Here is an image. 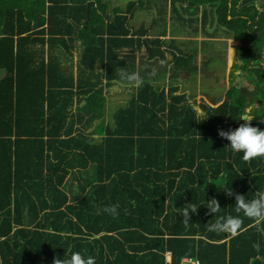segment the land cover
I'll return each mask as SVG.
<instances>
[{
  "label": "trees",
  "instance_id": "obj_1",
  "mask_svg": "<svg viewBox=\"0 0 264 264\" xmlns=\"http://www.w3.org/2000/svg\"><path fill=\"white\" fill-rule=\"evenodd\" d=\"M111 1L0 0V264H53L73 252L96 264H264V235L223 190L248 199L264 191V159L245 162L218 134L238 128L259 100L251 124L264 130V65L259 55L255 68L242 57L258 41L248 19L264 37V3L207 0L218 25L241 41L231 79L243 75L250 87L229 89L218 106L210 103L216 94L202 100V116L194 109L202 91L185 84L220 76L218 66L209 68L220 53L215 43L204 47L213 56L200 66L197 52L173 53L168 70L165 42L134 27L135 13L152 0L124 9ZM165 1L186 24V13L200 9L193 0ZM149 15L153 29L159 13ZM143 48L147 64L138 73L123 51ZM182 71L190 94L177 87L167 94L163 83ZM126 74L139 75L140 87L110 119L106 89ZM212 198L221 205L215 216L204 207ZM189 203L199 211L184 224L179 212ZM109 205L117 217L103 211ZM221 215L240 216L238 235L208 231Z\"/></svg>",
  "mask_w": 264,
  "mask_h": 264
},
{
  "label": "crops",
  "instance_id": "obj_2",
  "mask_svg": "<svg viewBox=\"0 0 264 264\" xmlns=\"http://www.w3.org/2000/svg\"><path fill=\"white\" fill-rule=\"evenodd\" d=\"M193 5H194V12H197V9L195 6L199 7L200 9L197 12V15L195 16H191L189 12L186 13V18L187 20L190 22L191 26H194V29L192 30L194 33H196V35H191L190 38L186 37V36H182L180 37L179 34L173 36V37H169L167 35L163 36V34L161 33H156V34H152L151 33V37L157 38L160 37L161 40L163 42H165V48L167 50V52H169V54L167 55V63H168V70L171 68V66L173 65V53H175L177 56H179L180 54H177L178 51H176V45L181 46L182 48H184L183 50L186 49V53L185 52H180V53H185V54H189V52L194 51L197 52V57H196V61H198V65L203 61L204 57L206 59H209L213 56V54H207L204 53L205 50L203 45L204 43H218V46H216L220 53H214L216 54L215 58H217V64L213 67L218 66L220 68V71L218 73L221 72L220 76L218 78H216V76H212L209 79L211 81H218V80H223V82L228 78L226 83L227 87L221 92V94H217L215 95H210L207 96V91L206 93L202 94V92L198 95V97L196 98L198 103H201L202 100H207L209 102L210 98H213L214 96V100L215 102L211 101L210 103L212 104L211 106H217L220 105L222 103H224L226 101V95L228 94L229 88L231 87L232 84V79H231V71L233 70V67L235 66V60H236V50L238 48H236V40L234 39V35L233 33H231V31L226 30L227 26H222V25H218V23L215 21L216 15L213 14L212 10H211V6L207 3V0H193L192 1ZM264 3V1L262 2ZM230 6H231V1H230ZM261 7V6H260ZM259 7V8H260ZM207 10H211L209 12V15L204 16V13H207ZM149 14V12H148ZM155 14V13H154ZM198 18V19H197ZM228 19L230 20L231 17H228ZM254 25V26H253ZM153 26V25H152ZM149 27V28H152ZM190 26V29H192ZM134 27L135 23H134ZM248 27H254V29L252 30V36H255L254 30L256 29L255 26V19H248ZM142 30V28H140L138 31ZM154 32V31H153ZM222 34L223 36H217V34ZM248 33V31H247ZM250 35V34H249ZM174 39L173 41H176V44L173 43H168V39ZM250 38H255V37H250ZM191 39V42H194L195 45H197V42H200L201 47L197 50V46H194L193 49L191 47V45H189L187 47V40ZM253 40V39H252ZM226 44L225 46L220 45V44ZM124 56H129L128 57V63H133L134 66L137 68L138 73L142 70L146 68V64H147V56H146V51L143 48L141 51L140 50H124L123 51ZM192 54V53H191ZM211 55V56H210ZM46 57H48V54L45 55ZM227 57L226 62H224V57ZM134 58L133 59H131ZM259 59L261 61V65H264V55L259 54ZM78 53L75 55V64H74V70L76 71V65L78 63ZM133 60V61H132ZM159 61H156L155 63H158ZM68 63H71L68 62ZM200 66V65H199ZM238 75L240 74V72L237 73ZM175 77H169L165 80V82L163 83V89L166 90V93L168 94V91L171 90V88L173 87H177L179 88V92H182V94L184 93H189L190 91L188 90V88L183 85L181 82L185 83L186 82V73H184L183 71L180 72L179 74H175ZM176 79L175 81H173V79ZM208 80V88H210V90H213L215 88V85ZM136 81H129L126 77H124L122 80H120L119 82H114L113 84H111L107 89H106V106L108 110H111V108L114 107V109H117V107L119 106H124L126 104H128V102L130 101V97L131 95L136 92V90L140 87L141 84V80L140 77L138 75V80H137V84H135ZM202 91V90H200ZM121 94V101L120 103L117 102L119 96ZM179 94V93H176ZM189 100H192L189 98ZM193 103V102H191ZM115 105V106H113ZM113 106V107H112ZM196 106L194 107V109L196 110V112L199 115H203V111L200 109V107L198 106V109H196ZM108 119V118H107Z\"/></svg>",
  "mask_w": 264,
  "mask_h": 264
},
{
  "label": "clouds",
  "instance_id": "obj_3",
  "mask_svg": "<svg viewBox=\"0 0 264 264\" xmlns=\"http://www.w3.org/2000/svg\"><path fill=\"white\" fill-rule=\"evenodd\" d=\"M126 78L129 81H137V74L127 75ZM218 106V105H217ZM239 119H242L244 123L240 124L235 130H218L220 137L228 140L230 144L226 146L234 153H243L242 159L245 162H250L253 159H264V130L257 127H253L251 121L255 118L251 115V109H247ZM226 195L229 197H235V208L237 212L243 213V216L255 222L257 231L264 235V191H258L255 195L248 199L243 194L235 193L230 187L223 189ZM208 214L215 216L220 212L221 205L219 201L212 198L206 201ZM103 211L112 216L117 217L119 215L118 207L116 205L105 206ZM199 211V208L194 203H189L183 206L179 215L184 219L182 223L189 224L191 220L190 214H195ZM243 225V220L240 216H218L213 223L206 225L208 231L216 234H228L233 237L240 233ZM253 249L257 252L260 250L259 243H253ZM53 264H96L95 257L85 256L80 252H73L70 256L61 258L57 256L53 260Z\"/></svg>",
  "mask_w": 264,
  "mask_h": 264
},
{
  "label": "rangeland",
  "instance_id": "obj_4",
  "mask_svg": "<svg viewBox=\"0 0 264 264\" xmlns=\"http://www.w3.org/2000/svg\"><path fill=\"white\" fill-rule=\"evenodd\" d=\"M129 1H131V0H112L110 8L118 6L119 8L124 9L126 3L129 2ZM144 1L146 2V1H150V0H144ZM263 1L264 0H258V4H257L258 9L263 4L262 3ZM151 2H152V7H150L148 10L143 9V10H141V11L139 10V11H137L135 13L136 16H135V19H134V23H135V26H136V31H138L140 28H142L143 30L149 31V33H152V34L161 33L163 35L166 34L169 37H173V36L179 34L180 37L186 36V37L190 38L192 34L196 35V33H194L192 31L194 29V26H191L189 21H188L189 24H186V20L183 19L184 16H185L183 9L178 8V16L179 15H183V14H184V16H180V17H178V19H176L172 15H169V14H171V5H170V3H168L165 0H152ZM236 3H237V5L240 4V3H243V0H241V1L240 0H236ZM154 10H156L159 13V18L155 20L156 25L152 29V28H149V27L152 26V20L153 19L148 14V12H152ZM190 26H191L192 29H190ZM240 28L243 29L244 26L241 25ZM252 30H253L252 27H248V34H250V37H257L258 38L257 44H255V43L252 44V51L249 54H246V53L242 54V57L244 59H246V60L252 61L251 62L252 67L255 68L256 61L253 59V57L258 56L261 53H264V37H260L259 34L255 35V36H252ZM217 36H223V35L218 33ZM244 39H245V41L249 40V38H244ZM173 40L174 39L170 38V39H168L167 42L176 44V41H173ZM240 44H241L240 40L236 41V44H235L236 48ZM189 45H191L192 49H193L194 46H197V50L196 51H198V49L201 47L200 42H197V45H195L194 42H191V39L187 40V47ZM215 45L218 46V43H215ZM220 45L225 46L226 44L222 43ZM203 47H205L206 49H213L214 43H207V44L204 43ZM183 49L184 48H182L181 46L176 45V51H178L177 54H180V52H185V53L187 52L186 49L185 50H183ZM192 52L190 51L189 53H192ZM215 53H218V51H216ZM78 58H79V56H78ZM74 59H75V57H74ZM74 59H73L72 62L75 64ZM68 60H72V59H68ZM72 62L68 63V65H72ZM257 62H258V60H257ZM240 63H241V61H240ZM215 65H216V62H212L209 68H212ZM142 70H143V68H142ZM2 73L3 72L0 71V75H2ZM202 78H203V75L200 74L199 77H198V79H200V80L197 81L198 84H196V83H187L186 82V85L188 87H193V89H194V87H197V89L198 90H202V94H204L203 91H205L206 88H207L208 80L209 81H211V80L209 79L210 77H207L206 79H202ZM145 79H147V76H146ZM227 80H228V78L224 82H223V80L222 81L218 80V81H215V82L211 81L215 85V88L213 90H208V92L212 93V95L221 94V92L227 87L226 86L227 85L226 83H228ZM233 82H234V85L232 87H230L229 89L235 87L236 88L235 92L239 91V87L244 85V84H245L244 86L247 85L248 87H250V84L246 81V79H245V77L243 75H241V76L235 75L233 77ZM135 84H137V81H136ZM253 89H255V88H253ZM246 90H248V89H244L243 91H246ZM120 101H121V94H120L117 102L120 103ZM196 102H197V100H196ZM197 104H198V102H197ZM261 105H262V108H263V104H261ZM113 106H115V105H113ZM113 108H111V110L109 111V118L110 119H112V114L114 115V112L112 110ZM252 108H253V106L249 107L248 109L252 110ZM196 109H198V106H196Z\"/></svg>",
  "mask_w": 264,
  "mask_h": 264
},
{
  "label": "flooded vegetation",
  "instance_id": "obj_5",
  "mask_svg": "<svg viewBox=\"0 0 264 264\" xmlns=\"http://www.w3.org/2000/svg\"><path fill=\"white\" fill-rule=\"evenodd\" d=\"M262 108V105L261 107L257 104V102H255L253 104V108L251 110V115L254 117V115L256 114L257 110H260Z\"/></svg>",
  "mask_w": 264,
  "mask_h": 264
},
{
  "label": "built area",
  "instance_id": "obj_6",
  "mask_svg": "<svg viewBox=\"0 0 264 264\" xmlns=\"http://www.w3.org/2000/svg\"><path fill=\"white\" fill-rule=\"evenodd\" d=\"M186 262H190V263H193V264H199V262H193L192 260H185Z\"/></svg>",
  "mask_w": 264,
  "mask_h": 264
},
{
  "label": "water",
  "instance_id": "obj_7",
  "mask_svg": "<svg viewBox=\"0 0 264 264\" xmlns=\"http://www.w3.org/2000/svg\"><path fill=\"white\" fill-rule=\"evenodd\" d=\"M257 104H258V105L260 104L259 106H261L262 102L259 100V101L257 102Z\"/></svg>",
  "mask_w": 264,
  "mask_h": 264
}]
</instances>
